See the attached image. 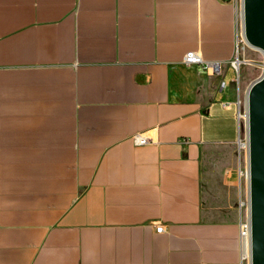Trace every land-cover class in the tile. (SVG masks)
Listing matches in <instances>:
<instances>
[{"label":"crops","instance_id":"1","mask_svg":"<svg viewBox=\"0 0 264 264\" xmlns=\"http://www.w3.org/2000/svg\"><path fill=\"white\" fill-rule=\"evenodd\" d=\"M235 22L221 0H0V264H243L232 173L202 163L238 141Z\"/></svg>","mask_w":264,"mask_h":264},{"label":"water","instance_id":"2","mask_svg":"<svg viewBox=\"0 0 264 264\" xmlns=\"http://www.w3.org/2000/svg\"><path fill=\"white\" fill-rule=\"evenodd\" d=\"M245 45L262 56V73L245 94L248 264H264V0H241Z\"/></svg>","mask_w":264,"mask_h":264},{"label":"rangeland","instance_id":"3","mask_svg":"<svg viewBox=\"0 0 264 264\" xmlns=\"http://www.w3.org/2000/svg\"><path fill=\"white\" fill-rule=\"evenodd\" d=\"M235 62V70H232L229 66L227 68L231 71L227 73L232 75V84H231V100L230 104L235 110V112H241L243 103L245 101L246 90L249 85L255 81L262 73V56L261 54L253 50L245 45V43L240 40L238 43L237 51L235 53L234 58L232 59ZM224 73V70L222 71ZM228 89V83L226 85ZM242 103V105H241ZM242 121L240 120V123ZM243 123L239 124L235 118V132L236 137L238 138L237 143L233 145L232 148H219L213 150H207L202 156L203 168L205 171L206 177L209 179L210 174L216 172L225 173L226 169H229L232 173V184H233V208L236 212H238V197H237V183H236V175L237 177L245 178V168H246V150L241 149L240 142H243V137H246V129ZM227 158L231 162V168L224 166L220 159ZM244 163V164H243ZM242 167L243 169H237V165ZM237 170V171H236ZM239 175V176H238ZM245 182V181H244Z\"/></svg>","mask_w":264,"mask_h":264},{"label":"built area","instance_id":"4","mask_svg":"<svg viewBox=\"0 0 264 264\" xmlns=\"http://www.w3.org/2000/svg\"><path fill=\"white\" fill-rule=\"evenodd\" d=\"M221 1L231 3L235 9V12H236V22H235L236 50L235 51H237L239 41L240 40L243 41L242 31H241V34L238 32V29L241 26V18L239 17V14H238V12L240 13L241 0H221ZM181 62H182V64H184L186 66H197L200 69L208 70L210 73H212L214 75L221 76V77H223V74H224V73H222V71L224 70L223 66L220 63L203 61L201 59V57L194 52L185 53ZM227 66H229L232 70H235L234 60L229 61ZM225 84H226L225 81L223 79H221L220 84H219L220 89H222L225 86ZM235 118H236L237 123H239V124H241V123H243V121H245L243 123V125L246 129V113H245V120H243L241 118L240 113L238 111L235 112ZM240 120L242 121L241 123H240ZM130 140L134 146H144V145H149V144L155 143L152 134L151 133H144V132L136 133V134L132 135ZM241 140H243L246 143V137L245 138L243 137V139H241ZM243 164H242V167L240 166V164L237 165V169L239 168L238 166H240V168L243 169ZM245 176H246V168H245ZM236 183H237L236 191H237L238 205H239L238 206L239 207L238 212H237L238 213V222H237L238 242H239V245H240V248L242 251V255H243V252H245V251L248 252V250H249L247 177L245 180V178L237 177V175H236ZM155 232L160 233L161 232V226L156 227ZM241 260H242L243 264H248V257L243 258V256H241Z\"/></svg>","mask_w":264,"mask_h":264},{"label":"bare ground","instance_id":"5","mask_svg":"<svg viewBox=\"0 0 264 264\" xmlns=\"http://www.w3.org/2000/svg\"><path fill=\"white\" fill-rule=\"evenodd\" d=\"M238 32H239V29H238ZM240 34H241V30H240V32H239ZM241 105H242V103H241ZM242 107V110H241V112H240V116H241V118L243 119V120H245V101H244V103H243V106H241ZM245 121H243V123H244ZM241 149H244V150H246V143L244 142H240V146H239ZM245 180H246V176H245ZM248 257V252L247 251H245V252H243V258H247Z\"/></svg>","mask_w":264,"mask_h":264}]
</instances>
